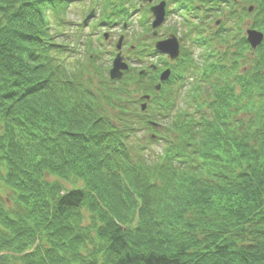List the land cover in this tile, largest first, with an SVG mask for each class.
Returning <instances> with one entry per match:
<instances>
[{"label": "trees", "instance_id": "trees-1", "mask_svg": "<svg viewBox=\"0 0 264 264\" xmlns=\"http://www.w3.org/2000/svg\"><path fill=\"white\" fill-rule=\"evenodd\" d=\"M69 4L0 0V264H264V50L240 70L241 33L191 22L199 59L182 50L184 80L157 94L154 72L110 82L97 51L71 60ZM99 4L108 21L125 1ZM170 4L264 33V0Z\"/></svg>", "mask_w": 264, "mask_h": 264}, {"label": "rangeland", "instance_id": "rangeland-1", "mask_svg": "<svg viewBox=\"0 0 264 264\" xmlns=\"http://www.w3.org/2000/svg\"><path fill=\"white\" fill-rule=\"evenodd\" d=\"M142 0H126V8L128 10L129 7H134L132 11H128L129 18L127 17H123L124 21L120 20V21H116L115 23H108V25H98V22L95 23V21H93L90 26L88 25V29L87 28H82L80 27L81 25V21L84 19V17L90 12V10H94L95 12V18L97 19V21H99L98 19L101 18L102 16V11L99 9V0H72V4H69L68 6V11H67V18L69 20V22H71L74 27L70 28V31L68 32L67 38L62 37V40L68 41V45H70V42L72 40L76 41L75 45H74V53L78 54L72 57V61H81V60H85L87 56H89V51H87L84 46H82L84 44V42H86L87 39L86 38L87 35H90V39L91 41H93L94 46L99 45V48L101 49V56L102 59L106 62L109 63L108 68L110 67L111 64V60L114 56L115 49L114 46L117 42V40L119 39L120 36H122V50H121V54L123 56H125L126 59H131L132 56L134 55L135 52L130 51V46H134L136 44V40L139 39L141 43H148V38H149V34H150V28L148 26V19H149V15L145 14L146 12V7L147 4L145 5L144 3L141 2ZM248 1V0H246ZM156 2V1H155ZM247 6L249 5L248 3H246ZM141 5V7H140ZM143 6V7H142ZM171 7V6H169ZM236 8V7H235ZM234 8V9H235ZM92 21L89 20L88 22ZM123 23H125V27L122 28V26L124 25ZM233 23V22H230ZM252 23V19L251 18H244L243 21L239 24L236 25L234 28V33H243L247 28H249L250 24ZM182 21H181V17L175 13L172 12V14L170 13L164 23V26L168 27H175L176 29V33H172L175 34V36L177 37H181L182 33H183V26L181 25ZM202 27L204 26V22H201ZM212 25V24H211ZM235 25V24H234ZM163 26V27H164ZM78 29H77V28ZM91 27H97V29L91 31ZM212 31V29H211ZM237 32V33H236ZM70 33L73 35L72 37H70ZM104 33H108V37L106 40H102L100 37H102V35ZM139 37V38H138ZM186 39L183 37L182 38V43L185 46H189V44H191V42L185 41ZM67 45V46H68ZM134 49V48H133ZM191 53H193V59L194 60H198L199 59V54L201 53V49L200 48H195V47H191L190 48ZM247 56L244 58H247V60H245L244 62L246 64H248L249 60H253L254 58H252L251 55L246 54ZM243 58V60H244ZM148 61H150V59H147ZM242 60V62H243ZM151 62V61H150ZM243 65V64H242ZM240 70H243L244 68H239ZM248 68L244 69L247 70ZM190 83H185V87L183 88L182 93L180 94V98H179V102H178V106L179 107H183L184 106V102L183 100L186 99V93L185 91H187L189 89V86L191 84ZM158 122V121H155ZM150 131H147L146 133H143L142 131H139L133 138L132 141L133 142H139L141 145H145V146H149L151 148V150L155 151V152H159L160 151V147L162 146L161 142H155L152 144H148L147 143V137Z\"/></svg>", "mask_w": 264, "mask_h": 264}, {"label": "water", "instance_id": "water-1", "mask_svg": "<svg viewBox=\"0 0 264 264\" xmlns=\"http://www.w3.org/2000/svg\"><path fill=\"white\" fill-rule=\"evenodd\" d=\"M150 12H152L154 16V21L152 24V28L155 29L158 27L162 22L164 18V3H160L159 5L153 7L150 9ZM91 16V15H90ZM89 18V17H88ZM247 41L249 42L251 48H256L262 41V34L256 31H247ZM119 44L117 46V49H119ZM155 48L160 51L163 54H167L170 59H175L179 55V46L178 42L175 39L174 36H171L166 41H161L156 43ZM112 68L109 71V77L111 80L114 79H120L122 76V71L127 69L126 64L123 63V59L120 56V54H117L114 61ZM169 75V72H164L160 76V81L167 80ZM156 89H159V86L156 87Z\"/></svg>", "mask_w": 264, "mask_h": 264}, {"label": "flooded vegetation", "instance_id": "flooded-vegetation-1", "mask_svg": "<svg viewBox=\"0 0 264 264\" xmlns=\"http://www.w3.org/2000/svg\"><path fill=\"white\" fill-rule=\"evenodd\" d=\"M134 57H135V59H137V62H140V61H141V59L138 58L137 56H134ZM155 69H156V68H155ZM161 70H162V69H161ZM161 70H160V71H161ZM160 71H159V72H160ZM158 74H159V73H158Z\"/></svg>", "mask_w": 264, "mask_h": 264}]
</instances>
